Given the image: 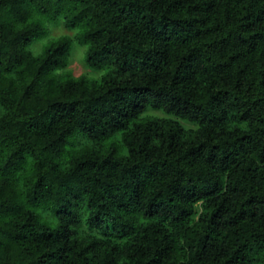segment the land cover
<instances>
[{
    "label": "trees",
    "instance_id": "obj_1",
    "mask_svg": "<svg viewBox=\"0 0 264 264\" xmlns=\"http://www.w3.org/2000/svg\"><path fill=\"white\" fill-rule=\"evenodd\" d=\"M0 264H264V0H0Z\"/></svg>",
    "mask_w": 264,
    "mask_h": 264
},
{
    "label": "rangeland",
    "instance_id": "obj_2",
    "mask_svg": "<svg viewBox=\"0 0 264 264\" xmlns=\"http://www.w3.org/2000/svg\"><path fill=\"white\" fill-rule=\"evenodd\" d=\"M47 32L44 37H41L35 40L31 45L30 49L35 53L39 54L42 52L44 45H46L50 39L57 38L63 35L74 37L76 34V29H69L64 25L63 22L53 21L46 23ZM85 52L86 46L74 42L71 48L70 54V64L68 65L66 71L71 72L74 76H90V77H99L102 72L93 70L88 67L85 62Z\"/></svg>",
    "mask_w": 264,
    "mask_h": 264
}]
</instances>
